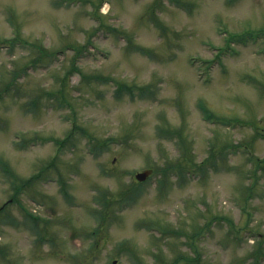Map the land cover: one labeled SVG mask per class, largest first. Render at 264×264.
Instances as JSON below:
<instances>
[{
  "label": "rangeland",
  "instance_id": "374dc122",
  "mask_svg": "<svg viewBox=\"0 0 264 264\" xmlns=\"http://www.w3.org/2000/svg\"><path fill=\"white\" fill-rule=\"evenodd\" d=\"M0 264H264V0H0Z\"/></svg>",
  "mask_w": 264,
  "mask_h": 264
},
{
  "label": "trees",
  "instance_id": "16d2710c",
  "mask_svg": "<svg viewBox=\"0 0 264 264\" xmlns=\"http://www.w3.org/2000/svg\"><path fill=\"white\" fill-rule=\"evenodd\" d=\"M253 34H254V32H251V31H249V32H242V33H240L238 36H236V38H238L239 40H241L242 39V37H248V35H251V36H253ZM236 35V34H235ZM234 36V35H233ZM205 113H206V111H205ZM186 159V158H185ZM187 161H189V162H191L192 160H188L187 159ZM179 165H180V163H178ZM168 183H167V180H163L162 179V185H164V186H166ZM134 189H136L135 187H133ZM131 191V193L132 194H134V190H130ZM136 191H137V189H136ZM126 195L128 196V197H130V198H133V197H131V195H130V193H126ZM129 198V199H130ZM210 222H212V220H208V221H206L205 223H206V225L207 224H209Z\"/></svg>",
  "mask_w": 264,
  "mask_h": 264
},
{
  "label": "water",
  "instance_id": "95a60500",
  "mask_svg": "<svg viewBox=\"0 0 264 264\" xmlns=\"http://www.w3.org/2000/svg\"><path fill=\"white\" fill-rule=\"evenodd\" d=\"M148 173H150V170H149V169H146V170H143V171H141V172H137V173L135 174V176H136L138 179H144V178L148 175Z\"/></svg>",
  "mask_w": 264,
  "mask_h": 264
}]
</instances>
